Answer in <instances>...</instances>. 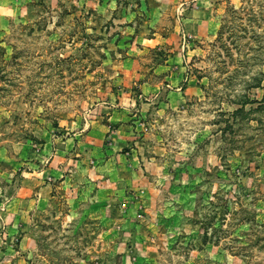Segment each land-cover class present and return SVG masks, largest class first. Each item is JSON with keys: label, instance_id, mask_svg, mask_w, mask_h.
<instances>
[{"label": "rangeland", "instance_id": "374dc122", "mask_svg": "<svg viewBox=\"0 0 264 264\" xmlns=\"http://www.w3.org/2000/svg\"><path fill=\"white\" fill-rule=\"evenodd\" d=\"M118 1L22 0L0 26V264H264V0H170L139 42ZM106 115L144 177L107 221L66 216Z\"/></svg>", "mask_w": 264, "mask_h": 264}, {"label": "crops", "instance_id": "0c3cea01", "mask_svg": "<svg viewBox=\"0 0 264 264\" xmlns=\"http://www.w3.org/2000/svg\"><path fill=\"white\" fill-rule=\"evenodd\" d=\"M21 2L22 0H0L1 27L6 25L9 19L16 17L22 12L23 7L19 5ZM117 3H119L118 0H110V4L114 6ZM169 3L170 0H134V2L127 3L126 8H124L126 14L121 22H124L125 29L130 35L128 38L134 39V42L153 40L151 36L156 35V32L151 31L150 33H146L145 30L138 28V26H143L140 22L142 20L141 17L146 18V21L144 20L145 24L151 26L150 24L156 23L161 9L165 8ZM189 89L191 87L187 83L183 92ZM180 93H182L181 90ZM107 114H110L109 108ZM107 117L108 115L102 120H98L96 116L95 124L91 128L83 129L78 133V138L81 134H85L87 138L78 141L79 151H82L81 154H78V164L75 165L76 168L74 167L78 181L76 182V189L74 191L75 195L72 196L71 200H66V202H69L64 214L66 216H77L80 213V205L87 203L100 207V216L107 221L109 218L106 217L109 215V212H113L114 203L121 200L120 188H122V185L132 184L139 177H144L143 168L138 166L139 161L136 156V148L130 147L129 150L121 149L124 146L123 142H126L129 138V130L120 125L113 127L110 131L108 126V122L110 121ZM109 117L112 118V116ZM101 121H104V123H101ZM109 131L111 139L105 145L99 146L97 134L101 135ZM97 153L100 154V158L95 157ZM66 167H68L67 164L60 163L54 166L51 163L46 168V171L48 174H52L53 172H57V169L62 170ZM13 200L16 201L15 206L17 209L19 198L14 197ZM96 208L94 207L93 210L95 211ZM53 212L56 213V210H53ZM89 212V216L95 214L91 210Z\"/></svg>", "mask_w": 264, "mask_h": 264}]
</instances>
